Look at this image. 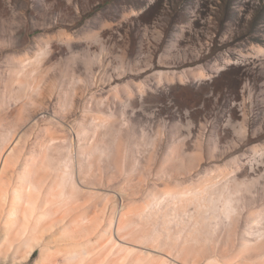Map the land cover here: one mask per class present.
<instances>
[{
	"label": "rangeland",
	"instance_id": "1",
	"mask_svg": "<svg viewBox=\"0 0 264 264\" xmlns=\"http://www.w3.org/2000/svg\"><path fill=\"white\" fill-rule=\"evenodd\" d=\"M23 162L96 228L85 264H264V0H0L6 222Z\"/></svg>",
	"mask_w": 264,
	"mask_h": 264
},
{
	"label": "bare ground",
	"instance_id": "2",
	"mask_svg": "<svg viewBox=\"0 0 264 264\" xmlns=\"http://www.w3.org/2000/svg\"><path fill=\"white\" fill-rule=\"evenodd\" d=\"M45 155V154H44ZM6 159V158H5ZM4 163H5V161H3ZM44 162V161H43ZM4 163L3 164H1L0 165V174H1V172H2V170H4ZM24 163V162H23ZM39 163V162H38ZM43 167V166H42ZM40 168V170H42L41 169V167H39ZM32 169V167L29 165V163H24V165H22V167L20 166V170L18 171L19 173V182H17V183H21L22 182V186H21V193H20V197H17L18 196V194L16 195L15 193H16V190L14 191L15 193V196L14 197H16L17 199H19L20 198V201L19 200H17L18 202H21L20 204H22L23 206H21L20 204V206H21V208H22V212H21V208H20V216H21V214H22V216H21V218L19 217V216H17V217H19L20 218V222L19 223H16L17 221H16V219H12V221L14 220V221H16L15 223H14V221L12 222L11 220H8L7 222H9V221H11V223H14L15 225H12V227L9 225L8 226V229H7V231H5V232H1V234H0V264H9V263H13L12 261H10L9 263H8V261L11 259V260H15L13 257H16V253H17V251H18V249L17 248H21V246L22 245H24V247L26 246V248H28V249H26V248H24V249H26V250H24V251H22V253H24V254H21L19 257V261H21V260H26V259H28V257L31 255V253L34 251V247L36 246V247H38V246H42L43 244H45L44 242H43V240L44 241H46L44 238H43V240H40V238H42L43 236L45 237V234L46 233H48V232H50V233H48L47 235H50V236H52V233L54 232L53 230H55V229H51V228H54V227H56V226H59V228L61 229V230H63V232L65 231H69V234H68V236H67V238L65 237L66 235H67V233L65 234L64 233V237L66 238V239H61V240H63V241H65V242H63L62 241V243H59L58 244V242L56 241V243H55V240H58L59 241V239L61 238V236H59V238H57L58 236V234L60 233V232H58V234H53V237H54V243L53 242H50V241H48V242H50V243H52V244H54V245H52V247L50 246V245H47L48 247L47 248H49V246H50V250L49 249H46V251L45 250H43L44 248L42 247V249L41 250H39L40 252H39V258L34 262V264H58V262L60 261V258H61V261L63 262L62 264H71V263H73L74 264V262L73 261H75V263L77 262V260H78V264H85L84 262L86 261L85 260V257H86V254L88 253L89 254V252H90V250L88 249L90 246H89V244H91V242L89 241V239H93V238H91V237H89V239H88V236L89 235H91V234H89V233H91V232H93L92 231V229H96V228H94L93 227V225H92V227L93 228H89V227H84V225H83V222L81 223L80 221H81V212L79 211V214H78V212H77V214H76V217H74L75 215H70V214H68V212H66V211H69V208L71 209V207L72 206H74V205H72L71 207H69L68 208V210H59L60 212H64V213H62V214H58L57 213V210L54 208V206L56 207V206H59L58 208H60V206H62V205H57V203H58V199L57 200H53V199H55V195L57 194L56 192H55V190H54V185L52 184L54 181H55V179H54V181L53 182H50L51 184H48L49 185V187H46V188H50V189H52V190H49V189H46V190H49V192L47 193V195H46V193L44 192H42V193H40V191H38L37 193H35V191H34V194L32 193H30V191L28 192L27 190V187H28V185H29V187H30V185H32L31 187H34L35 186V183H37L36 182V180L38 181V183H39V177L38 178H34L33 179V177H30L31 176V173L32 172H30V176L27 174L30 170ZM39 170V171H40ZM16 171V170H15ZM33 171V170H32ZM36 171V170H35ZM43 171V170H42ZM5 172V171H4ZM3 172V173H4ZM17 172V171H16ZM37 172H38V170H37ZM36 172V173H37ZM3 173H2V175H3ZM8 174V173H7ZM10 174V173H9ZM16 174V173H15ZM14 174V175H15ZM11 175V174H10ZM33 175V174H32ZM35 175V174H34ZM36 175H38V174H36ZM5 176V175H4ZM9 176V175H8ZM15 176H17L16 178L18 179V175H15ZM14 176V177H15ZM1 177V176H0ZM3 177V176H2ZM41 177V176H40ZM41 178H43V177H41ZM45 178V177H44ZM2 179V178H1ZM1 179H0V194H2V193H4V191H6V193H7V190L9 189H7V184H8V179L10 180H12V178L10 177H6V178H4V179H6V180H4V179H2L3 181H1ZM16 179V180H17ZM48 179V178H47ZM53 179V178H52ZM46 180V179H45ZM50 180H51V178H50ZM47 181V180H46ZM52 181V180H51ZM60 181V180H59ZM58 181V182H59ZM11 182V181H10ZM44 182V181H43ZM7 183V184H6ZM56 184H59V183H56ZM63 184V183H62ZM9 185V184H8ZM10 185H11V183H10ZM17 185V184H16ZM37 186H38V188H39V184H36ZM47 185V184H46ZM45 185V186H46ZM61 185V184H60ZM7 186V187H6ZM18 186V185H17ZM62 186H64V185H62ZM28 187V188H29ZM58 187H60V186H58ZM45 188V187H44ZM7 189V190H6ZM40 189H42V188H40ZM57 189V188H56ZM63 189H64V187H63ZM20 190V189H19ZM43 190V189H42ZM65 190V189H64ZM64 190H63V192H64ZM33 191V190H32ZM31 191V192H32ZM53 192V193H51L52 195H53V197H52V195L50 194V196L48 195L50 192ZM56 191H58V189L56 190ZM80 191V190H79ZM12 192V194H13V191H11ZM5 193V194H6ZM38 193H40V194H38ZM8 194V193H7ZM1 196V195H0ZM3 196V198L6 196H4V194L2 195ZM49 196V197H52L53 199H50L49 197L47 198V197ZM7 197H8V195H7ZM6 197V198H7ZM2 198V201L5 199V200H8V198L6 199V198H4L3 199ZM41 198V199H40ZM13 199H15V198H13ZM4 200V201H5ZM62 200V199H61ZM0 202H1V199H0ZM6 202V201H5ZM60 202L61 201H59V204H60ZM68 202V201H67ZM3 203V202H2ZM1 204V203H0ZM8 204V203H7ZM18 204V203H17ZM55 204V205H54ZM5 206V204L3 203V204H1L0 206H1V208L3 207V206ZM76 206V205H75ZM13 207V206H12ZM11 207V208H12ZM16 207V206H15ZM23 207H24V209H23ZM7 208V207H6ZM74 208V207H73ZM3 209H4V207L2 208V209H0V220H2L4 217H2V215L4 216V214H2L3 213ZM63 209V208H62ZM78 209V208H77ZM85 209V208H84ZM83 209V210H84ZM7 211V210H6ZM5 211V212H6ZM13 211V210H12ZM18 211V210H17ZM15 212V211H14ZM68 215H67V214ZM84 213V212H83ZM11 215V214H10ZM14 216V215H13ZM78 216V217H77ZM16 217V218H17ZM84 217V216H83ZM86 217V216H85ZM5 218L6 219H3V221H1L0 223V225H3L4 227L6 226V224H7V222H6V220H7V217H6V215H5ZM13 218H15V217H13ZM19 218H17V219H19ZM85 219V218H84ZM86 219H87V217H86ZM83 221V220H82ZM91 220H89V222H90ZM2 222L5 224V222H6V224L4 225V224H2ZM10 222L8 223V224H11ZM7 224V225H8ZM89 224V223H88ZM69 225V226H68ZM71 226V227H70ZM91 226V225H90ZM7 227V226H6ZM71 229H69V228ZM80 228H83V229H80ZM90 229H91V231H90ZM118 229H119V227H118ZM81 230V231H80ZM53 231V232H52ZM57 231V230H56ZM95 231H97V230H95ZM100 231V230H99ZM98 231V233H95V239H96V234H97V238L99 237L98 235L100 234V232ZM70 232H71V234H70ZM82 232V233H81ZM2 233H3V236H1L2 235ZM144 233V232H143ZM42 235V237L40 236V235ZM94 233H92V235H93ZM138 234V233H137ZM141 234V233H140ZM147 234V233H146ZM145 234V235H146ZM59 235H61V234H59ZM131 235H133V234H131ZM50 236H48V237H45V238H49ZM63 236V235H62ZM127 236V235H126ZM129 236V235H128ZM133 236H135V235H133ZM139 236V235H138ZM138 236H136V238L135 239H137L138 238ZM142 236V235H141ZM153 236V235H152ZM151 236V237H152ZM40 237V238H39ZM87 238V239H83V238ZM93 237V236H92ZM101 237V236H100ZM106 237V236H105ZM111 237H113V236H111ZM119 237V236H118ZM63 238V237H62ZM104 238V237H103ZM114 238V237H113ZM124 238V237H123ZM126 238V237H125ZM131 238V237H130ZM129 238V239H130ZM3 239V240H2ZM50 240L52 239L51 237L49 238ZM102 239V238H101ZM120 239V238H119ZM138 239H140V238H138ZM157 239V238H156ZM4 242H6V244H5V242L3 243V245H1L2 244V241ZM48 240V239H47ZM94 240V239H93ZM93 240H92V243H93ZM124 240V239H123ZM132 240H134V239H132ZM141 240V239H140ZM152 240V239H151ZM52 241H53V239H52ZM96 241V240H95ZM110 241V240H109ZM60 242V241H59ZM89 242V243H88ZM104 242V241H103ZM128 242H130V241H128ZM88 243V244H87ZM134 242H132V244H133ZM46 244H48L47 242H46ZM105 244V243H104ZM129 244V243H128ZM124 245V248L123 249H126V250H128L129 252H131V255L133 256L134 254L132 253V252H136V254L135 255H138L137 257L138 258H136V256H135V258H136V260L133 258V257H131L132 259H134L135 261H133L132 259H131V261L129 260L128 261V258H127V261H128V264H138L139 262H138V260H143L144 262L146 261V263H147V260L148 261H150L152 258H150V257H148V255H150V253H147V255L144 253V251L143 250H141V251H139V252H137V249H135L134 247H132V246H130L131 245V243H130V245ZM136 243H134V245H135ZM86 245H88L87 246V249H86ZM93 245V244H92ZM106 245V244H105ZM104 245V246H105ZM116 246H119V245H121V244H115ZM20 246V247H19ZM45 248H46V246L45 245H43ZM114 246V245H113ZM115 246V247H116ZM100 247H102L101 245H100ZM114 247V248H115ZM118 248V247H117ZM121 248V247H120ZM90 249H91V247H90ZM103 249H104V247H103ZM103 249H100L99 250V253L101 252V250H103ZM108 249V248H107ZM142 249V248H141ZM17 250V251H16ZM80 250V251H79ZM81 250L82 251H86V250H88L89 252H85L84 254H85V256H84V254H83V252L81 253ZM97 250V249H96ZM106 250V249H105ZM115 250H116V255H117V260H116V257H114L115 256ZM125 250V252H127ZM162 250V249H161ZM118 251L119 252H123V250L121 249V251H120V249L118 248ZM117 251V249L115 248V249H113V254H114V256H112L113 254L112 253H110L109 255L107 254L106 255V253L107 252H110V251H107L106 253H105V255L106 256H108L107 258H106V260L109 258V256L111 255V259H112V257H113V259L112 260H116V261H120V259H121V255H120V257H119V252ZM16 252V253H15ZM21 252V251H20ZM92 252V251H91ZM90 252V253H91ZM94 252V251H93ZM98 252V251H97ZM125 252H123L124 254H126ZM48 253V254H47ZM94 253H96V252H94ZM93 253V254H94ZM117 253H119V254H117ZM128 253V252H127ZM15 254V255H14ZM87 254V255H88ZM101 254V253H100ZM14 255V256H13ZM79 255H83L82 257L81 256H79ZM95 255H97V257H98V255L99 254H95ZM104 255V256H105ZM155 255V254H154ZM12 257V258H10V259H8L7 257ZM79 258H78V257ZM89 256V255H88ZM87 256V257H88ZM93 256V255H92ZM126 256V255H125ZM156 256V255H155ZM83 257H84V262H82V260H81V258L83 259ZM86 257V258H87ZM94 257V256H93ZM92 257V258H93ZM103 257V256H102ZM101 257V258H102ZM119 257V258H118ZM5 258H7V260L5 259ZM100 258V257H99ZM115 258V259H114ZM124 258H126V257H124ZM155 258V257H154ZM158 258H160L161 260V262L160 263H163V262H169V264H176V262H171V260L170 261H168V259H165L164 258V256L163 255H161V254H158ZM214 258V257H213ZM236 258V257H235ZM17 259H18V257H17ZM66 259V260H65ZM79 259H80V261H79ZM105 259V258H104ZM104 259H102V260H104ZM119 259V260H118ZM130 259V258H129ZM92 260V259H91ZM106 260H104L105 262H108V261H110V258L106 261ZM122 260H123V258H122ZM155 260V259H154ZM217 260V259H216ZM16 262L18 261V260H15ZM14 261V262H15ZM27 261V260H26ZM88 261V260H87ZM99 261V260H98ZM103 261V262H104ZM114 262V261H110V263L109 264H117V262ZM125 262H126V260H124ZM143 261H141V262H143ZM103 262H100V263H102V264H106V263H103ZM114 262V263H113ZM123 262V261H122ZM122 262H121V264H122ZM125 262H123L124 264H127V262L125 263ZM143 262V263H144ZM152 262V261H151ZM76 263V264H77ZM95 263H98L97 261L95 262ZM99 263V264H100ZM107 263V264H108ZM154 263V262H153ZM14 264V263H13ZM87 264V263H86ZM90 264H92V263H90ZM118 264H120V263H118ZM155 264V263H154ZM157 264V263H156Z\"/></svg>",
	"mask_w": 264,
	"mask_h": 264
}]
</instances>
